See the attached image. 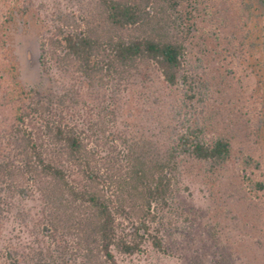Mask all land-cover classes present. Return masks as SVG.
<instances>
[{"label":"trees","instance_id":"1","mask_svg":"<svg viewBox=\"0 0 264 264\" xmlns=\"http://www.w3.org/2000/svg\"><path fill=\"white\" fill-rule=\"evenodd\" d=\"M202 1L97 0L102 28L55 26L40 47L48 45L62 71L73 65L88 84L102 86L103 78L139 63L142 77H150L146 70L153 66L169 85L183 84L191 99L196 87L185 68L186 37L195 28V12L208 11ZM240 5L264 18V0H241ZM28 8L29 0H0V223L7 212L26 221L28 213L18 202L36 195L41 208L34 236L41 227L54 246L4 242L2 264H122L117 253L141 250L145 240L163 250L161 227H176L171 199L181 165L200 161L211 181L220 182L230 140L222 135L205 139L206 123L197 122L180 132L168 122L136 138L108 128L107 115L115 119V112L105 106L80 127L65 116L80 94L70 87L60 90V84L26 86L18 78L2 28L15 12ZM259 25L253 48L258 46L264 57ZM40 61L48 72L43 52Z\"/></svg>","mask_w":264,"mask_h":264},{"label":"rangeland","instance_id":"2","mask_svg":"<svg viewBox=\"0 0 264 264\" xmlns=\"http://www.w3.org/2000/svg\"><path fill=\"white\" fill-rule=\"evenodd\" d=\"M240 2L203 0L200 6L208 11L195 12V28L186 37L185 68L194 75L196 87L191 99L183 84L169 85L153 66L146 70L150 77L141 76L138 63L121 75L103 78L102 86L88 84L73 65L60 69L48 45L44 50L40 42L55 26L102 28L97 0H29V8L15 12L2 28L22 84L40 88L60 84V90L70 87L81 95L65 111L80 127L105 106L115 112V119L112 113L107 115L108 128L115 126L136 138H145L148 128L168 122L178 132L197 122L206 123L205 139L222 135L230 140L232 151L220 167V182L211 181L200 161L181 165L171 199L170 217L176 227H161L164 249L156 250L145 240L141 250L117 253L122 264H264V57L258 46L253 48L264 18L257 19L258 12H244ZM244 14L249 17L244 19ZM42 52L48 72L42 69ZM18 203L28 218L22 221L5 213L0 247L9 241L54 246L41 227L34 236L32 226L40 221L41 208L36 195Z\"/></svg>","mask_w":264,"mask_h":264}]
</instances>
